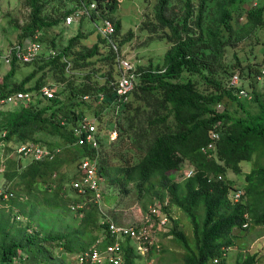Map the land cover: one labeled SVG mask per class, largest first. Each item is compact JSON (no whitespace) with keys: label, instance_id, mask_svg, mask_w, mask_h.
<instances>
[{"label":"trees","instance_id":"1","mask_svg":"<svg viewBox=\"0 0 264 264\" xmlns=\"http://www.w3.org/2000/svg\"><path fill=\"white\" fill-rule=\"evenodd\" d=\"M246 1L198 0L196 4L195 0H184L183 12L178 13L172 6L173 0H158L155 18L162 28L170 30L172 46L162 64L137 68L141 73L139 83L127 102L117 96L110 84L112 74L103 84L94 82L90 74L80 85L66 78V60L70 51L86 37L82 32L70 40L63 53L55 55L48 63L43 62L38 70L9 88L6 82L16 71L17 64H13L0 86V96L17 92L38 94L46 86V76L36 77L38 71L46 68L53 71L57 81L65 87L56 91L53 99L43 98L10 110L0 109V147L10 150V155L0 159V166H4L0 174L5 181L0 187H9L8 184L13 182L29 195L43 191L39 205L56 210L70 211L79 203L84 204V208L78 211L82 217L76 229L51 230L46 234L32 231L31 225L15 227L11 216L0 213V264H58L52 262V248H61L71 254L83 251L104 233L99 205L91 200V195H78L71 184L78 195L72 200L65 196L63 186L64 167L95 153L87 146L76 145L74 127L88 117L84 109L92 108L93 118L98 121L102 151L100 173L108 185L133 184L140 196L166 201L170 208L180 209L190 220L194 246L176 225L170 232L187 252L184 264H226V252L235 245L234 231L245 229L249 217L256 225L264 226V167L256 168L246 176L248 185L243 189L239 203L229 200L230 193L237 189L227 177L229 171L241 174L242 164L252 162L256 155L264 158V91L251 93L243 84L237 88L229 86L230 79L236 74L232 69H241L238 74L242 79L244 69L248 68V77H253L256 82L262 69L254 62L246 66L240 62L233 66L225 63L227 49L235 47L241 40L233 19L234 13ZM77 2L79 8L82 2H97L104 17L105 13L113 14L117 7V0ZM49 4L47 0H31V21L23 38L39 28L65 24V18L78 9L73 6L62 11V7L54 8ZM113 22L118 36L122 23ZM261 27H264V7L256 6L247 12L246 23L241 29L251 33ZM99 53L98 44L79 52L70 69L92 65L91 60ZM107 60H115L112 50ZM217 67L228 74L227 82L216 78ZM34 79V85L29 87ZM200 84L209 88L204 90ZM242 89L251 94L250 100L239 98ZM100 95L105 97L102 101ZM132 96L150 106L146 109V113H150L142 123L138 122L140 116L138 108H133ZM226 101L237 103L246 118L234 119L227 112H221L218 106ZM110 126L117 128L118 141L125 133L133 132L129 137L143 155L139 161L132 163L124 159V163L117 166L109 163L103 152L104 144L109 141L107 136L102 138L101 133ZM215 133L219 134V140L214 157H210L202 152V148L214 140ZM30 143L42 144L58 152L54 160L31 161L23 165L25 160L13 153L17 146ZM185 162L192 164L194 176L181 182L173 180L171 174L179 171ZM75 178L76 174L72 182ZM86 235H89L87 239ZM125 251L123 264H135L136 253L128 243ZM257 261V254L247 255L236 264H256Z\"/></svg>","mask_w":264,"mask_h":264},{"label":"rangeland","instance_id":"2","mask_svg":"<svg viewBox=\"0 0 264 264\" xmlns=\"http://www.w3.org/2000/svg\"><path fill=\"white\" fill-rule=\"evenodd\" d=\"M47 2L50 3L49 6L51 7H62V11H66L73 6H78L77 10H79L77 0H47ZM157 2L158 0H117L115 12L111 15L105 13V17H110L113 21H120L122 23V28L117 36V40L119 46L126 55L131 58L136 68H147L150 65L157 66L158 64H162L167 50L172 46L170 30L162 28L155 18V6ZM195 2L197 4L198 0H195ZM183 5L184 0H173L172 2L173 8L178 13L183 12ZM256 6L264 7V0H247L234 13L233 24L240 33L241 40L238 41L235 47H229L227 49L225 63L229 66H233L238 62L246 66L249 62H254L259 69H264V27L251 33L241 29L246 23L247 12ZM31 12V0H0V53L20 42L32 39H37L41 43L43 49L42 56L36 63L30 65L18 63L16 65L14 76L6 82L9 88H12L16 83H20L35 70H38L43 62L48 63L52 57L63 53L68 47L70 40L78 32H82L86 37L81 39L70 51V56L67 60L72 64L71 66H73L79 52H84L86 49L92 48L96 44L99 45L100 53L91 60L92 65L90 66L78 70H71L70 66L66 73V78L75 82L77 85L84 83L89 74L92 75L94 82L98 81L101 84L109 80V74H112V79H110L111 82L117 80L119 74L117 63L115 60H107L108 56L111 55V49L101 40L100 35L96 31L95 25L99 23L102 18H105L102 16L101 11H99V15H96V18H81L71 26L65 25L66 17L65 24L62 23L56 27L39 28L32 35L23 38V32L31 21ZM80 64H83V62H80ZM215 70L216 78L220 81L226 80L227 82L229 79L228 74L220 67L215 68ZM232 71L241 74V69L239 68L232 69ZM38 72L36 79L45 75L46 85L52 88L54 94L56 91H60L65 87V84L57 81L58 77H55L53 71L51 72L49 68ZM244 74V77L241 79V84H243L248 91L251 93L253 91L258 93L264 91V80L256 82L253 77H248V68L244 69ZM5 78V74L0 76V86L3 85ZM36 79L29 83L28 86L34 85ZM198 79L203 83L201 78ZM200 87L204 90L209 88L202 84H200ZM39 99H43V97L37 96L33 102ZM131 101L133 103V108L136 110L138 108L137 112L139 113L138 116H140L138 122L142 123L150 113V111L146 113V109L150 106L143 101H137L136 97L133 96ZM19 105L20 103L9 105L3 108V110H10ZM84 110L88 117L93 118L92 108ZM219 110L221 112H227L234 119L246 118L245 112L237 103L226 101L221 104ZM109 129H113V126H110ZM131 134H133V132H127L121 137L120 141H118V139L114 143L104 144L105 147L103 152L104 155L108 156V161L111 165H121L124 163V159L134 163L142 158V153L137 150V146L133 145V139L129 137ZM8 155H10V150L0 147V159L6 158ZM79 161L80 160L72 162L63 169L65 176L63 181L65 196L72 200L78 198V195L72 190L71 184L73 176L77 173ZM28 162L29 161L25 160L23 165L28 164ZM191 166L192 164L190 162H185L182 164L179 171L171 174V178L177 182H181L185 177V172L193 169ZM261 166L264 167V158L260 155H256L252 162L242 164L241 174H235L229 171L227 177L233 181L236 189L243 190L248 185L246 176L254 169ZM4 183V177L0 174V185ZM56 184L57 182L55 185ZM8 186L14 191L15 203L9 206L0 205V213L11 216L15 227L31 225L32 231H40L46 234L51 230L54 232L69 229L73 230L81 224L82 215L72 209H70V211L56 210L52 207L39 205V202H41L44 197L43 191L35 195H29L20 187L15 186L13 182L8 184ZM102 188L104 190L103 200L99 204L102 221L110 220L119 225L135 226L140 224L143 217L146 216L149 206L157 200L155 198L145 199L140 196L133 184L110 187L104 178ZM253 209L257 210L255 208ZM14 211L21 214L22 217L20 220L16 219L14 216L16 212ZM169 215L173 218L172 227L176 225L184 232L191 245L194 246L193 226L186 214L180 209L173 207ZM249 218L248 226L245 229H236L234 231L235 245L226 252V264H236L239 261H243L247 255L255 254L258 256L256 264H264V226L256 225L252 218ZM88 237L89 235H86L85 239ZM87 242L86 244H88ZM80 252L81 251H75L71 254L65 253L61 248H52L50 254L53 263L78 264L77 258ZM136 256L135 264H184L187 252L183 249L182 245L172 237L169 239L161 238V242L151 255L145 257L136 253Z\"/></svg>","mask_w":264,"mask_h":264},{"label":"built area","instance_id":"3","mask_svg":"<svg viewBox=\"0 0 264 264\" xmlns=\"http://www.w3.org/2000/svg\"><path fill=\"white\" fill-rule=\"evenodd\" d=\"M82 6L74 14L66 18V25L71 26L81 18L94 19V16L99 15V7L97 2L87 4L82 2ZM96 31L100 37L105 40L108 47L115 55V62L118 67V78L113 81V86L117 96L121 100L127 102L130 96L138 86V81L141 73L133 65L131 58L119 46L117 40V30L114 22L111 19L102 18L96 25ZM28 40V39H27ZM43 53L41 43L35 40L20 42L13 47L8 48L0 53V71L6 70L8 73L13 64H31L38 61ZM68 63V68L71 63ZM262 74L257 76L258 81L264 80V69ZM3 82V81H2ZM1 83V82H0ZM229 86L237 88L241 86V77L238 73L232 76L229 81ZM37 96H41L46 100L55 97L54 91L50 86H44L38 94L27 92H17L15 94L0 96V109L16 103L30 104ZM251 94L242 89L239 93L240 99H251ZM102 101L104 95L99 96ZM88 99V98H85ZM221 108V104L218 109ZM97 118L85 117L74 127V134L77 138V146H87L95 153L92 156H86L80 159L76 178L72 182L73 190L80 196L91 195L92 201L100 204L103 200L102 183L104 177L100 173V157H101V135L97 123ZM102 138H108L109 143L115 142L118 138L117 128L111 130L106 129L102 133ZM213 141L207 146L202 148L204 154L214 157L216 150V142L219 140V134L213 135ZM58 150H53L48 146L42 144H22L17 146L13 155L19 159L31 161H46L54 160ZM2 163L4 161L2 160ZM4 166L1 164L0 171L3 172ZM194 169L185 172L183 180L194 176ZM14 191L9 187H0V205L9 206L14 199ZM243 198V190L237 189L230 193L229 200L234 203H239ZM84 208V204H76L72 206V210L78 212ZM171 208L168 202L156 200L149 208L146 216L138 225H119L110 220H103L102 225L104 233L101 237L90 247L80 252L77 258L78 264H123L125 258V247L127 243L135 250V253L140 256H149L158 247L161 238H172L170 235L173 221L169 215ZM14 213L16 219L20 220L21 215L19 212ZM248 223L244 225L246 228Z\"/></svg>","mask_w":264,"mask_h":264},{"label":"crops","instance_id":"4","mask_svg":"<svg viewBox=\"0 0 264 264\" xmlns=\"http://www.w3.org/2000/svg\"><path fill=\"white\" fill-rule=\"evenodd\" d=\"M2 74L7 75L6 70H2V71H0V76H1Z\"/></svg>","mask_w":264,"mask_h":264}]
</instances>
